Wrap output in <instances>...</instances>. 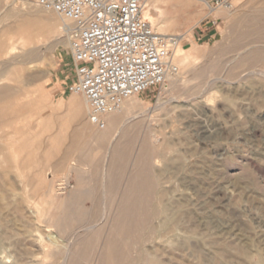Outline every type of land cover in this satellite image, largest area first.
<instances>
[{
	"label": "rangeland",
	"instance_id": "374dc122",
	"mask_svg": "<svg viewBox=\"0 0 264 264\" xmlns=\"http://www.w3.org/2000/svg\"><path fill=\"white\" fill-rule=\"evenodd\" d=\"M228 2L212 10L209 0H150L154 19L165 18L161 34L183 45L189 64L180 67L174 48L176 72L134 95L140 105L114 152H98L67 107L74 94L66 37H39L38 59L24 67L28 107L11 131L0 127V264H71L75 253L77 264H264V58H243L264 50V39H254L264 0ZM54 13L0 0V30L50 18L60 26ZM81 173L95 186L75 203L78 214L66 207ZM115 174L119 186L108 187ZM125 206L135 210L121 229ZM111 244L119 247L113 263L104 257Z\"/></svg>",
	"mask_w": 264,
	"mask_h": 264
},
{
	"label": "built area",
	"instance_id": "2783aa9c",
	"mask_svg": "<svg viewBox=\"0 0 264 264\" xmlns=\"http://www.w3.org/2000/svg\"><path fill=\"white\" fill-rule=\"evenodd\" d=\"M65 19L71 60V94H81L90 123L105 127L104 115L124 100L161 86L176 72L174 36L158 33L145 15L149 0H30ZM229 0H209L216 9Z\"/></svg>",
	"mask_w": 264,
	"mask_h": 264
},
{
	"label": "bare ground",
	"instance_id": "6f19581e",
	"mask_svg": "<svg viewBox=\"0 0 264 264\" xmlns=\"http://www.w3.org/2000/svg\"><path fill=\"white\" fill-rule=\"evenodd\" d=\"M162 1V0H159ZM158 2V1H157ZM153 3V2H152ZM150 0L148 1V9L145 12V15L149 18L151 25L154 27V24L157 26V30L161 31L160 33H162V31H164L163 27L165 26L164 24V20H155L154 17L151 15V11L149 12L150 9ZM153 7L157 8V4L153 3L152 5ZM28 14V13H27ZM56 14V16L59 18V23L60 26H58V22L55 18H50L48 20V22L45 25H40V27H24L23 25L17 26L16 28L12 27V26H5L3 29L0 30V127L2 126V124L4 123L6 126L9 127V130L11 131L10 128H14V124H15V117L18 113L22 112V110H25L28 107L27 104V100L28 97L31 93V91L29 90L30 87L29 84L27 83V81H25L27 78L26 76H24V70H25V66L31 62H33L34 60L38 59V53H39V49L37 50V42L40 36L46 37V38H55L57 40V42H61L62 37L64 35V29H63V24L65 22V19L63 17H61L58 13H54ZM34 15V14H33ZM37 17V15H34ZM32 16V17H34ZM30 17V16H29ZM163 17V16H162ZM35 18V17H34ZM258 18V17H257ZM172 20V19H170ZM172 22V21H171ZM261 22V21H260ZM153 23V24H152ZM170 23V22H169ZM168 23V24H169ZM259 23V22H258ZM13 25V24H12ZM19 25V24H18ZM172 25V23H171ZM250 25V24H249ZM167 26V25H166ZM169 26V25H168ZM171 27V26H170ZM256 27L258 28L257 31H255L254 33V39L255 42H261L264 39V31L260 30V28L264 29V24L260 23L259 25L257 24ZM165 33V32H164ZM42 38V37H41ZM40 38V39H41ZM66 40V38L64 39ZM63 40V41H64ZM67 41V40H66ZM67 43V42H66ZM39 45V44H38ZM183 45L178 44L175 46V61L180 65V67H184L185 65L189 64V56L187 54V52L184 50V48L182 47ZM264 48V47H263ZM38 51V53H37ZM190 52V51H189ZM191 53V52H190ZM244 59H253L254 61H258V60H262L264 58V50L260 47L259 49L257 48V50L255 51V53L252 55H248L245 54L243 56ZM174 59V58H173ZM34 67V66H33ZM27 68V67H26ZM29 68V66H28ZM31 69V68H30ZM26 72V71H25ZM28 84V86H27ZM33 98V97H32ZM31 100V99H30ZM60 102V101H59ZM56 103V102H55ZM57 104H59L57 102ZM62 104V103H61ZM49 105V104H48ZM51 105V104H50ZM139 102L136 100V98L133 96H130L128 98H126L124 100V102L122 103L121 107L111 113H108L106 115L103 116L104 120L105 118H108V123L106 122V127H104L103 129H97L94 127H90L87 126L88 122L86 121V114L88 115V108L87 105L85 103L84 98L82 99L81 96H79L78 94H74L70 100L67 103V107L68 109H70L73 113L74 118H76L79 122L81 119V123H85L84 126L86 125V127L88 128L89 131V140H93V141H97V140H103L105 141L107 139V141L109 142V147H114V149L111 150L114 152V150H116V147L114 146L116 144L117 141H122L121 139H123L127 134L126 130L130 127L131 125V120H133L134 117H132V114L136 108L139 106ZM66 106V105H64ZM54 107V106H53ZM52 107V108H53ZM58 108V106H56ZM55 108V107H54ZM56 109V108H55ZM38 112V111H37ZM36 112V114H37ZM36 114H34L35 116H37ZM140 114V113H139ZM70 115V114H69ZM30 117V115L28 116ZM31 117H34L33 114L31 113ZM39 117V116H38ZM35 119H37V117H34ZM32 118V120L34 119ZM40 118V117H39ZM72 118V117H71ZM73 118V119H74ZM18 119V118H17ZM23 119V120H22ZM21 121H24V118H22ZM85 119V120H84ZM88 119V117H87ZM31 120V119H29ZM28 120V121H29ZM42 121V119H40ZM44 120V119H43ZM51 120V119H50ZM75 120V119H74ZM107 120V119H106ZM17 121V120H16ZM77 121V122H78ZM85 121V122H82ZM78 122V123H79ZM23 124L25 122H22ZM30 123V122H29ZM17 124H19L21 126L20 123L17 122ZM89 124L93 125L92 123ZM25 125V124H24ZM27 125V124H26ZM80 125V124H79ZM18 126V125H17ZM16 126V127H17ZM20 126L19 129H20ZM83 126V125H82ZM95 126V125H93ZM25 127V126H24ZM96 127V126H95ZM22 128V127H21ZM67 128V126H66ZM78 128V127H77ZM131 128V127H130ZM18 129V128H17ZM7 130V127L6 129ZM16 130V129H15ZM24 130V128L22 129ZM85 130V129H84ZM21 131V130H20ZM31 131V128H30ZM87 131V130H86ZM2 133V132H0ZM8 133V132H7ZM26 132H24L25 134ZM32 133V132H31ZM34 133V132H33ZM42 133V132H41ZM86 133V132H85ZM44 134V133H43ZM81 134V133H80ZM126 134V135H125ZM14 135V134H13ZM59 134H57L56 136H58ZM17 136V135H15ZM86 136V135H84ZM8 137H12V134H10V136ZM20 137V136H19ZM23 137V136H22ZM36 138V137H35ZM126 138V137H125ZM129 140L131 139L130 137ZM8 139V138H7ZM14 139V138H13ZM12 139V140H13ZM17 139V138H16ZM38 139V138H37ZM55 139V138H54ZM58 139V138H57ZM88 139V138H87ZM105 139V140H104ZM51 140V139H50ZM126 140V139H124ZM18 141V140H17ZM16 141V142H17ZM33 141V140H32ZM35 141V140H34ZM37 141V140H36ZM6 142V141H5ZM14 142L11 141V143ZM89 142V141H88ZM118 142V143H119ZM130 142V141H129ZM31 143V142H30ZM36 143V142H35ZM5 144V143H4ZM15 144V143H14ZM33 144V142L31 143ZM58 147H59V143ZM56 144V145H57ZM94 144V143H93ZM123 144V143H122ZM8 145V144H6ZM10 145V144H9ZM8 145V146H9ZM39 145V144H38ZM126 146H128L126 144ZM12 147V146H11ZM31 147V145H30ZM29 147V148H30ZM57 148V147H56ZM8 149V148H7ZM10 149V148H9ZM8 149V150H9ZM13 149V148H12ZM11 149V150H12ZM124 149V148H123ZM2 150V149H1ZM15 150V149H14ZM76 151V150H75ZM84 151V149L82 150ZM120 151V150H119ZM8 152V151H7ZM27 152V151H26ZM122 153V151H120ZM125 153V150L123 151ZM13 153V152H12ZM88 153V152H87ZM116 153V152H115ZM119 153V152H118ZM7 154V153H6ZM5 154V155H6ZM9 154V153H8ZM15 154V153H14ZM10 155V154H9ZM13 155V154H12ZM138 155V154H137ZM8 156V155H7ZM11 156V155H10ZM16 156V155H15ZM78 156V155H77ZM124 156V155H123ZM122 156V157H123ZM18 157V156H17ZM20 157V156H19ZM71 159H73L71 157ZM5 160V159H4ZM12 160V159H11ZM9 161V160H8ZM74 161V160H73ZM5 162V161H4ZM18 164V161H16ZM15 163V162H14ZM82 163V162H81ZM16 164V163H15ZM69 164V163H67ZM11 165V163H9V166ZM74 165V163H70V168L71 169H76L75 167H72ZM12 166H14L12 164ZM17 166V165H16ZM7 167V166H5ZM65 167V166H64ZM19 168V167H17ZM66 168V167H65ZM68 168V167H67ZM83 168V167H82ZM25 169V168H24ZM70 169V170H71ZM27 170V169H26ZM66 170V169H65ZM68 172V171H67ZM75 172V171H74ZM82 172V171H81ZM104 172V171H103ZM21 173V172H20ZM70 173V172H69ZM23 174V173H22ZM67 175V174H66ZM89 175V174H88ZM106 175V174H105ZM61 176V175H60ZM68 176V175H67ZM80 176V175H79ZM26 177V176H25ZM85 177V176H83ZM82 177V173H81V178ZM141 177V176H140ZM86 178V177H85ZM140 179V178H139ZM69 180V179H68ZM84 180V178H83ZM138 180V179H137ZM66 181V178H65ZM64 181V182H65ZM147 181V180H146ZM69 182V181H67ZM65 182V183H67ZM64 184V183H63ZM90 184V183H89ZM132 184V182H131ZM143 184V183H142ZM69 185V184H68ZM145 185V184H144ZM65 186V185H64ZM149 186V185H148ZM48 187V188H47ZM47 190L46 193H50V187L47 185ZM152 187V186H151ZM139 188V187H137ZM25 189V188H24ZM82 187L78 185V188H76V190L73 192L72 196L70 197V200L66 207V209L68 210V212L70 210H73L74 213H80L81 209L80 206L78 205V207H76V202L78 199L82 198L85 195H89L90 192L85 193L86 191H82L81 190ZM142 189V188H141ZM56 190V189H55ZM54 190V191H55ZM72 190V189H71ZM137 190V189H136ZM145 190V188H144ZM61 191V190H60ZM140 191V189H139ZM150 191V190H149ZM94 191H92L93 193ZM136 192V191H135ZM130 194V193H127ZM51 195V193H50ZM71 195V194H69ZM133 195H135L133 193ZM145 195V194H144ZM151 195V194H150ZM149 195V196H150ZM137 196V195H136ZM148 196V195H147ZM152 196V195H151ZM131 197V196H130ZM133 197V196H132ZM146 197V196H145ZM144 197V198H145ZM127 198V197H126ZM125 198V199H126ZM138 198V197H137ZM143 198V197H142ZM123 199V200H125ZM140 199V198H138ZM68 200V199H67ZM96 200V199H95ZM104 200V199H102ZM147 200V198H146ZM145 200V201H146ZM139 201V200H138ZM143 201V200H142ZM141 201V202H142ZM135 202V200H134ZM137 203V202H136ZM135 203V205H136ZM143 203V202H142ZM73 205V206H72ZM82 205V204H81ZM133 205V204H132ZM141 205V204H140ZM152 205V204H151ZM165 205V204H164ZM145 206V205H144ZM142 206V207H144ZM151 207V206H150ZM154 207V206H153ZM97 209V207H96ZM95 209V210H96ZM120 209V208H119ZM157 209V208H156ZM98 210V209H97ZM135 210V209H134ZM133 210V211H134ZM144 210V209H143ZM161 210V209H160ZM165 210V209H163ZM132 209L128 206L125 207H121V216L118 217L116 219V223L119 225V227L121 229H128L129 227V222H130V218L132 214ZM157 211V210H156ZM145 211H143L144 213ZM161 212V211H160ZM164 212V211H163ZM84 213V212H83ZM136 213V212H134ZM151 213V212H150ZM159 213V212H158ZM86 214V213H85ZM145 214V213H144ZM160 214V213H159ZM158 214V215H159ZM92 216V215H90ZM135 216V215H134ZM142 216V214H141ZM146 216V215H145ZM136 217V216H135ZM134 217V219H136ZM150 217V215H149ZM115 218V217H114ZM140 218V217H139ZM154 218V217H153ZM90 221V219H88ZM94 220V219H93ZM149 221V218L147 219ZM83 221V220H82ZM147 221V222H148ZM94 222V221H91ZM58 225H59V220H58ZM133 223V222H132ZM96 224V223H94ZM57 225V224H56ZM93 224L89 225V227H92ZM139 225V224H138ZM137 225V227H138ZM166 225V224H165ZM143 226V225H142ZM151 226V225H150ZM55 227V226H54ZM63 227V225H62ZM61 227V228H62ZM136 227V226H135ZM63 229V228H62ZM152 229V228H151ZM88 230V229H87ZM91 230V229H90ZM111 230H114L111 229ZM71 231V230H70ZM118 231V230H117ZM122 231V230H121ZM152 231V230H151ZM61 232V231H60ZM64 232V231H63ZM61 232V234L63 233ZM55 232L52 231V233L48 234V239L51 242H57V237L56 234H53ZM73 233V232H72ZM64 234V233H63ZM88 236V235H87ZM86 236V237H87ZM85 237V238H86ZM108 237V236H107ZM115 237V236H114ZM47 238V237H46ZM89 238V237H88ZM84 239V238H83ZM91 240V239H90ZM81 239L79 240V243ZM84 240H82L83 243ZM106 241V240H105ZM115 242V241H114ZM44 243V242H43ZM78 243V242H77ZM54 244V243H53ZM43 245V244H42ZM80 245V244H79ZM51 246V245H50ZM49 245L46 247H50ZM81 246V245H80ZM86 246V245H85ZM118 246V245H117ZM45 247V246H43ZM76 247V246H75ZM78 248V247H77ZM90 248V247H89ZM119 249V247H115L113 244H111L110 246L108 245L106 247V250L104 252V257L110 258L111 262H115L116 261V253L117 250ZM77 250V249H76ZM104 250V249H103ZM73 251V250H72ZM79 251V250H78ZM101 251V250H100ZM87 252V251H86ZM101 253V252H100ZM121 254V253H120ZM71 255V254H70ZM146 255V253H145ZM119 257V256H118ZM152 257V256H151ZM155 258V257H153ZM80 259V258H79ZM118 259V258H117ZM156 259V258H155ZM153 261V260H152ZM158 261V260H157ZM108 262V261H107ZM70 263L71 264H77V255L72 254L71 258H70ZM110 263V262H109ZM156 262L153 261V264H155ZM160 263V262H159ZM66 264V263H65ZM79 264V263H78ZM107 264V263H106ZM114 264V263H113Z\"/></svg>",
	"mask_w": 264,
	"mask_h": 264
},
{
	"label": "crops",
	"instance_id": "0c3cea01",
	"mask_svg": "<svg viewBox=\"0 0 264 264\" xmlns=\"http://www.w3.org/2000/svg\"><path fill=\"white\" fill-rule=\"evenodd\" d=\"M70 69H72V66H71V68ZM107 119V120H106ZM105 121L108 123V118H105ZM105 140V139H104ZM92 143H94V144H92V146L94 147V148H97L98 149V152H104V150H105V148L109 145V142L107 141V139L105 140V141H103V140H97V141H93V140H90ZM87 151H89V150H87ZM86 151V152H87ZM83 176H85L86 177V175H84V174H82V177ZM85 177H83L84 178V180H83V178L82 179H80L81 178V175L79 176V175H77V183H78V185L79 186H81L82 187V191L84 192V191H86L85 193H87V192H91V190H89L88 188H91V187H94L95 186V184H92V183H90L89 184V182H87V179L85 178ZM121 175H119V174H115V175H113L111 178H110V184L108 185V187H115V186H119V182H120V180H121Z\"/></svg>",
	"mask_w": 264,
	"mask_h": 264
}]
</instances>
